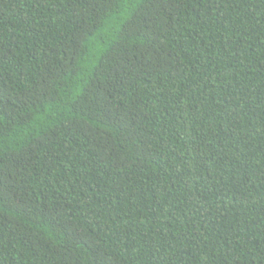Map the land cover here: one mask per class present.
I'll use <instances>...</instances> for the list:
<instances>
[{
    "label": "trees",
    "instance_id": "16d2710c",
    "mask_svg": "<svg viewBox=\"0 0 264 264\" xmlns=\"http://www.w3.org/2000/svg\"><path fill=\"white\" fill-rule=\"evenodd\" d=\"M0 264H264V0H0Z\"/></svg>",
    "mask_w": 264,
    "mask_h": 264
}]
</instances>
